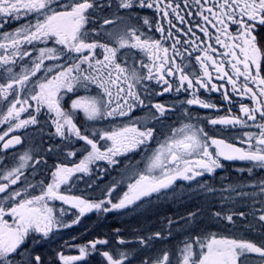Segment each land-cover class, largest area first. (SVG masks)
<instances>
[{
  "label": "snow or ice",
  "instance_id": "6c2138e0",
  "mask_svg": "<svg viewBox=\"0 0 264 264\" xmlns=\"http://www.w3.org/2000/svg\"><path fill=\"white\" fill-rule=\"evenodd\" d=\"M114 6L117 13L124 9L126 14L116 15L122 27L107 30L104 25L114 24L116 20L104 17L103 24H98L95 14L113 7L112 3L0 0V29L12 21L19 25L11 32L0 33V68L3 70L0 73V125H7L0 134V150L6 153L22 146V136L13 133L38 125V117L46 110L55 135L69 142L73 137L83 141L82 150L87 153L72 167L63 163L55 165L48 182L41 180L32 184L25 177L26 169L31 167L35 171V165L41 163L36 160L34 165L29 164L34 160L30 150L18 155L17 166H4L0 170V264H46L42 254L33 253L38 251L37 245L44 244L57 230L80 223L82 217L94 211L111 213L127 209L143 197L170 188L178 179L194 181L206 173L212 175L224 168L222 160L248 162L250 166L246 170L250 174L254 168L264 170V0H183V4L179 0H115ZM136 9L154 10L159 17L154 28L160 33L159 39L131 25ZM186 16L192 19L186 20ZM161 20L167 22V30ZM174 20L188 27H178ZM143 25L153 30L149 18L143 19ZM194 28L224 51L202 40ZM189 34L194 39L182 41L181 37ZM167 40L172 43L165 46ZM38 43L54 46L37 47ZM182 44L192 50L184 48L182 52L177 47ZM33 52L37 54L33 56ZM193 56L198 71L183 62H190ZM177 57L181 58L180 63ZM17 58L22 62L19 66ZM46 61L53 63L46 64ZM17 66L19 71L15 70ZM151 81H155L159 91L146 83ZM225 85L231 86V94ZM81 90L86 94L80 95ZM200 90L220 93L228 105L233 104L234 96L251 102L250 105L239 104L240 115L232 114V108L228 107L227 114L208 118V124L257 131H244L238 146L210 135L204 127L182 124L158 142L145 172L137 174L138 178L128 184L127 191L116 202L111 198L115 188L105 193L106 199L99 200L67 194L71 188L62 186L69 185L74 174L88 173L89 166L97 161L116 164L115 157L133 152L155 138L157 129L154 124L149 126V122H160L171 109L164 103H153V96L185 92L190 98L183 103L218 111L211 98H201ZM68 94L74 98L69 97L70 103L66 106ZM31 102H35L34 112ZM137 108L148 109L143 120L133 116ZM24 113H27L26 118H22ZM81 113L85 121L107 120L114 126L97 130L93 124L90 133L87 128L82 131L77 123ZM119 118L127 119L116 124ZM76 154L75 151L67 153L68 156ZM257 186L259 193L231 185L230 191L222 188V210L211 213L214 222H226L224 227L239 235L191 230L178 248L179 256L175 260L167 250H162L154 260H144L142 264H252L250 254H256L259 264H264V232L258 241H253L240 231L241 228L254 230L252 225L237 223V218L255 217L257 210L237 209L234 199V195L242 200L253 198V203L264 205V180L258 181ZM200 187L209 193L217 191L207 183H201ZM256 195L259 201L254 199ZM56 201L76 210L71 223L64 219L67 210L58 208ZM258 211V221L264 222V207ZM196 216L197 213H189L186 223L195 221ZM173 223L168 220L169 235ZM261 226L264 228V223ZM120 231L114 229L118 243L123 245L127 241L119 238ZM162 236V232L157 231L139 238V244L148 245ZM108 244L107 239H96L79 246V255L58 253V258L61 264H77L90 251H97L98 245ZM102 256L106 264H132L129 254L118 248L103 251Z\"/></svg>",
  "mask_w": 264,
  "mask_h": 264
},
{
  "label": "flooded vegetation",
  "instance_id": "af4514ba",
  "mask_svg": "<svg viewBox=\"0 0 264 264\" xmlns=\"http://www.w3.org/2000/svg\"><path fill=\"white\" fill-rule=\"evenodd\" d=\"M97 2L100 3L101 5H107L109 3L113 4V7H111V8H105L102 11L98 10L96 12L95 19L97 20L98 24H103V18L104 17H107L109 19L114 20L116 18V15L124 16L126 14V10H124V9H120L119 12L117 13V10L114 6L115 0H97ZM179 2H181V4H183V0H179ZM189 2H191V0H189ZM181 14L184 15L185 13L181 12ZM133 17L134 18L131 21V25L133 27H140L141 31L145 32L148 36H152L156 39L160 38V33H157L154 31V28L156 26L155 20H159V17H156L154 10H152V9H136V11L133 12ZM136 17H139V18L137 19ZM145 17L149 18L150 22L153 23V30L152 31H149L148 27L143 25V19ZM185 18H186V20L192 19V18L187 17V16ZM195 19L198 20L199 17H196ZM174 22L177 24L178 27H181V28H187L188 27V25L179 24L178 21L174 20ZM160 23L163 24V26L165 27L166 30L168 29V24L166 21L161 20ZM116 24L119 25L120 27H122V22L121 23L115 22L114 24H111V25H104V29L112 30L111 29L112 25H116ZM18 26H19L18 23L15 21L9 22L4 26V28L0 29V33H3L5 31L11 32ZM114 30H117V29H114ZM209 30L212 31L213 33L215 31L214 29H211L210 26H209ZM194 31L196 32V35L200 36L202 38V40H204L206 43H213L214 44V41H209V40H207V38L203 37V34L199 31V29L194 28ZM173 32H175V29H173ZM181 39L183 41L184 39H194V37H191V34H189L188 37L182 36ZM171 43H172L171 40H167L165 42V46H168ZM45 46L52 47L54 45L51 43H49L47 45L40 44V43L37 44V47H45ZM203 46H204V44H201V47H203ZM214 46L218 49V51H221V52L224 51L223 49H221L219 47V45L214 44ZM27 47H29L31 49V46H27ZM177 47H179L182 52H183L184 48H188L189 51L192 50L191 47L187 44L178 45ZM122 51H124V50H122ZM0 53H2V50H0ZM36 54H37L36 52H33V56H35ZM187 55H188V53L185 52L184 56L187 57ZM176 59H177L178 63L181 62L180 57H177ZM183 62L189 63L190 67L195 66V69L198 71L199 66L197 64H195L194 56L190 62L188 60H185ZM21 63L22 62L19 60V58H17V65L19 66ZM45 63L51 64L53 62L46 61ZM18 66L15 69L16 71H19ZM2 71H3L2 68H0V73H2ZM214 82L220 83L219 81H214ZM146 83L149 85L150 88H154L156 91L160 90L159 86H157L155 84V81L146 82ZM225 87L229 90V93L231 94V86L225 85ZM79 94L84 95L86 93L83 90H81ZM199 95L201 96V98H211L212 101L217 104L219 110L217 111L216 109H203V108H200L199 106H196V105H187L186 103H183V101H186L188 98H190V94L185 93V92H181L179 94H176L175 92H173V93H166L163 96H153L152 97L153 103L161 102V103H164L168 108L171 109L169 112L166 113V118L161 119L160 122H162V123L159 126L157 125V122H155L154 126L157 129L155 137L158 134L165 133L167 130L166 126L169 125V123L171 124L173 121L176 122L177 119L180 120V119H182V117L188 118L190 116L191 120L196 119L200 123L208 124L207 123L208 118H216L218 116H223V115L227 114V108L228 107L232 108V114L240 115L239 104L240 103H245V104H249V105L251 104V102L249 100H247L246 98L241 100L239 96H234L233 104L228 105L226 102H224L222 100L220 93H206L204 90H200ZM69 97L74 98L72 96V94H68V96L65 97L66 106H67V104L70 103ZM31 103L33 104L35 102H31ZM146 103H147V101H146ZM221 105H223V106L221 107ZM31 111L34 112V108L31 109ZM147 112H148V109L137 108L135 110V113H137L138 115H140V114L146 115ZM26 117H27V113L22 114V118H26ZM43 118H44V110H43V114L38 117V119L40 121V123H39L40 125L43 123ZM77 123H78V126L81 127L82 123H81L80 119L77 120ZM152 125L153 124H150L149 126H152ZM208 125L212 126L210 124H208ZM30 127H32V126H29L28 129H21V130H18L16 133H13L15 135H21L22 136V140H23L22 146H16L14 149L7 150L6 153L4 151L0 150V164H2L3 167L4 166H6L8 168L12 167L11 166V163L13 160L12 156L16 155L18 153V151H20L19 149L22 147H25V145L28 143V139H29L28 137H29V134L31 132V131L29 132ZM36 127H37V125H36ZM212 127H213V129H215V130H213V136H215L216 138H223L226 140H230L233 143H237L238 146H240L239 145V137L242 135V133L244 131H254V132L257 131V129H255V128L243 129L239 126H237L236 128L229 127L227 129H225L224 126H220V125L212 126ZM6 128H7V125H0V134H2V132L4 130H6ZM32 128H34V127H32ZM163 128H165L164 131H162ZM81 129H82V131H84L83 128H81ZM88 132L90 133V131H88ZM154 139L152 141H150L148 144L143 145L144 150H148L152 147L151 145H152V143H154ZM60 141H62L61 138H60ZM70 142L72 143L73 148H74L75 146H78L80 141H77L73 137ZM101 142H103V141H100V143ZM139 149L140 148H138L135 151H138ZM39 157L41 158V154L39 155ZM47 158H49L51 161V156L47 155ZM75 160H76V158H75ZM79 161L80 160H78V163H79ZM76 163H77V161L74 162V164H76ZM122 163H123L122 161H119L117 163L119 165H116V168L117 167L121 168L123 165ZM222 163L224 164V168L220 169L215 174H220L221 172L227 170V176H230V178L233 179L234 177H236V175L238 174L239 171L244 172L245 175L250 178V183L247 182L246 186H244V187L239 186V188H242L244 191L249 192V193L251 192L252 188H255V190H257L256 193H259V187L257 186V182L260 180H264V170L254 168L253 172L250 174L246 170L250 166V164L248 162L223 161L222 160ZM52 167H53V165H52ZM47 168L49 169L51 167L48 166ZM89 168H90V170L88 173H76V174H74L69 185L62 186V187L65 189H67L69 187L71 188V191L67 194L81 195L85 198H89L92 200L106 199L104 194H101L100 196H89L87 188L91 187L92 183L95 184L96 186H102L104 182L108 181L109 169H108L107 165L104 164L103 161H97L94 167H93V165H91V166H89ZM44 169H45V167L43 168L41 175H43L42 173H44ZM43 178H44V176H42V180H43ZM243 178L246 179V177H243ZM88 180H90L91 183H88L87 182ZM222 180H224V178H222ZM78 182H80V183H78ZM242 184H243V182L240 183V185H242ZM82 185L84 186V188L82 187ZM0 195H2V194H0ZM254 199L256 201H259V199H260L259 195H256L254 197ZM235 200L237 201L236 205H235V207L237 209H242L246 212H250L253 208L257 210L255 217H253L252 215H249L246 220H239L237 218V223L238 224H249L250 223L254 230H251V229L245 230V229L241 228L240 231L245 232V234L247 235V237L250 240L258 241L261 237V233L264 232V228H262V226H261L262 223H264V222L258 221V215L260 214L258 210L261 207H264V205L260 204L259 202L253 203V198H244L243 200L240 198V199H235ZM54 203L58 208L63 207L67 210V214L64 217V219L66 222L71 223V220L74 219L73 213H75L76 210L72 209L68 205L62 204V202H59V201H56ZM221 205H222L221 201L214 200L211 204L208 203L205 206H203V208H201L203 211L202 217L204 219L201 221V225H200L201 229L199 230V232L211 231V232H221L224 235H239V232L229 231V229H226L224 227V224L226 222H223V223H216L215 222L213 224H208V219H211L210 221H213V219L211 217V213L215 212L217 210H222ZM153 212H154V210H153ZM136 216L137 215H130L127 213L123 214V213H119V212L103 213V212H95L94 211V212L88 213L84 217L81 218L80 223L74 224L70 228H61V229L57 230L51 236L50 239H48L44 244H42V246L37 247L38 251L36 252V254H42L45 261H46V264H61L59 259H55L53 257V254L55 252H57V256H58V253H61L60 248H65V247L70 248L69 245H67V243L74 246L76 244V242H79L76 252H73L69 249L70 252H69V254H67V256H75V255H79V246L88 244L90 241H93L96 239H107L109 241L108 245H98L97 251H94V252L90 251L89 255L87 257H85V259L83 261L77 262V264H106V261H105L104 257L102 256L103 251L115 250L117 248L120 249L121 251L125 250V247L119 245L118 237H117V234L114 232V229L119 228L121 230L120 232H123L124 231L123 229L126 228L125 224L131 225L133 222L132 218H134ZM142 216H144V215H141V217ZM206 222H207V225H206ZM131 227L134 228V226H131ZM137 228L139 229L140 225ZM131 235L133 236V242H134L135 237H137L135 230H132ZM121 237L127 238L124 235V233H122V235L119 233V238H121ZM68 239H70V240L67 242ZM62 245H64V247H62ZM167 249H168V252L173 253L172 247L169 246ZM155 250L156 249L152 250V253ZM94 255H100L102 257L100 259V263L98 262V260L95 259ZM178 256H179V251L174 252L172 254L173 260H175L176 257H178ZM250 257H251L252 264H259V257L256 254H250ZM126 264H127V262H126ZM132 264H141V261H138L137 263L132 262Z\"/></svg>",
  "mask_w": 264,
  "mask_h": 264
},
{
  "label": "rangeland",
  "instance_id": "374dc122",
  "mask_svg": "<svg viewBox=\"0 0 264 264\" xmlns=\"http://www.w3.org/2000/svg\"><path fill=\"white\" fill-rule=\"evenodd\" d=\"M114 20H116V18ZM116 23H121V21L116 20ZM124 23H127V21H125ZM118 28H120V26L117 24L112 25L111 27L112 30ZM34 105L35 103H33V108ZM42 114L43 111L41 115ZM146 115H138L135 112L133 113L134 117L141 118L142 120L146 117ZM78 119L81 120V128H83V130L87 128L90 132L92 131L90 125L93 124L95 126V129L97 130H103L114 126L107 120L97 122L85 121L83 119L82 113L79 114ZM126 119L127 118H119L115 121V123L119 124L121 122H126ZM161 123L162 122H157V125L159 126ZM186 123H191L198 127H204L210 135H213V127L209 126L208 124L200 123L196 119L191 120L189 117H182V119L180 120L177 119L176 122L173 121L171 124L169 123V125L166 126L167 130L165 133L158 134L155 137L154 143H152V147L150 149L144 150L142 145L138 151L129 152L125 155L115 157L118 162H123L121 168H116V165H119L117 163L109 164L107 161H103V163L106 164L109 169V179L108 181L104 182L102 186H96L92 183V186L87 188L89 196H100L101 194H104L105 196V193L109 189L115 188V191H113L111 198L114 202H116L120 197L123 196V193L127 191L128 184L133 183L135 179L138 178L137 174L145 172L147 164L149 162V157L152 155L153 150L157 148L158 142H161L165 138V136L169 135L173 128H178L182 126V124ZM150 124H155V121H150L149 125ZM32 127H30L29 130V132H31L28 137V145L26 144L25 147L20 148V151H18L16 155L12 156L13 160L11 163L12 167L17 166L19 163L18 155L22 154L26 150H30V154L33 155L34 160L30 161L29 164L34 165L36 160L41 161V163L35 165V171H32L31 167L25 170V177L32 184H37L39 181H41L42 176H44V181H50L51 172L55 170V165L63 163L72 167L75 161H77L78 163V160L83 159V157L87 154L82 150V147L84 145L83 141H80L78 146H75L74 148L71 142L65 140L60 141V137L55 135L54 125L51 124L49 114L46 113V110H44L43 123L41 125L38 124L37 127ZM164 130L165 128H163L162 131ZM103 143L104 141L101 142V144ZM49 149H51V151H49ZM70 151H75L78 155L76 154L75 156H68L67 153ZM40 154L41 158L39 157ZM47 155L51 156V161L49 158H47ZM95 164L96 162L91 165H93L94 167ZM47 165L51 168L48 169ZM44 167V173H42L43 175H41ZM2 168L3 166L2 164H0V170H2ZM219 170L220 169H217L216 172H218ZM215 173L212 175L206 173L202 177H197L194 181H185L178 179L170 188L162 189L159 193H153L150 197H143L140 201H137L136 204L129 206L127 209L116 211L123 214L127 213L130 215H137L136 217L132 218V224H125L126 228H122L124 231L120 232L121 235L122 233H124V235L127 237L123 238L125 241H127V243L119 245L125 247V250H123V252H127L129 254V258L132 260V262L137 263L138 261H141L142 264L144 260L152 261L161 254L162 250L168 251L167 248L169 246L173 248V253L178 251V248L182 247V241L188 234H190L191 230L199 232V230L201 229V221L204 219L202 217L203 211L201 208H203V206L208 203L211 204L214 200L221 201L220 190L222 188H229L230 191V185L233 187H244L246 186L247 182L250 183V178L246 176L244 172L239 171L236 177H234L233 179L230 178V176H227V170L221 172L220 174ZM242 176L246 177V179H244ZM222 178H224V180H222ZM23 179L24 177H22V180ZM87 182L91 183L90 180H88ZM241 182H243L242 185H240ZM201 183L211 184L217 191L209 193L205 188L200 187ZM82 187L84 188L83 185ZM256 192L257 190H255V188H252L250 193ZM227 194V192H224V195ZM234 199L240 198L234 196ZM189 213H197V216L195 221L186 223ZM141 215L144 216L141 217ZM168 220H172L174 222L170 229L171 235H169ZM210 220L211 219H208V224L215 223ZM139 225L140 228L138 229L137 227ZM131 226H134V228ZM132 230H135L137 236L135 237L134 242L133 236L131 235ZM157 231L162 232V238L153 239L148 245L139 244V238L151 236ZM69 240L70 239H68L67 242ZM78 244L79 242H76V244L72 246L67 243L70 248H60V251L64 255L69 254L70 250L76 252ZM38 246L42 245H37L36 247ZM62 247H64V245H62ZM154 249L156 250L152 253V250ZM35 254L36 252L33 253V255ZM53 257L55 259H59L57 256V252L53 254ZM95 258L96 260H99L102 257L98 255Z\"/></svg>",
  "mask_w": 264,
  "mask_h": 264
}]
</instances>
